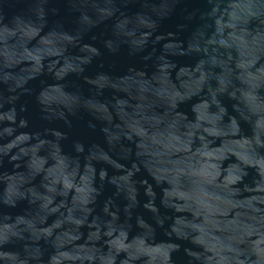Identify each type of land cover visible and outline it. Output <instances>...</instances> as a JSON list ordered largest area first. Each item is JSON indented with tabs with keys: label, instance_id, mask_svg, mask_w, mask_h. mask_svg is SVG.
I'll use <instances>...</instances> for the list:
<instances>
[{
	"label": "water",
	"instance_id": "obj_1",
	"mask_svg": "<svg viewBox=\"0 0 264 264\" xmlns=\"http://www.w3.org/2000/svg\"><path fill=\"white\" fill-rule=\"evenodd\" d=\"M0 264H264V0H0Z\"/></svg>",
	"mask_w": 264,
	"mask_h": 264
}]
</instances>
